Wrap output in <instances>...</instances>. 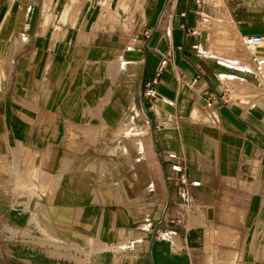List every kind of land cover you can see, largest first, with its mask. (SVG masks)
I'll return each mask as SVG.
<instances>
[{"label": "crops", "instance_id": "0c3cea01", "mask_svg": "<svg viewBox=\"0 0 264 264\" xmlns=\"http://www.w3.org/2000/svg\"><path fill=\"white\" fill-rule=\"evenodd\" d=\"M107 2L0 0V264H264V0Z\"/></svg>", "mask_w": 264, "mask_h": 264}, {"label": "built area", "instance_id": "2783aa9c", "mask_svg": "<svg viewBox=\"0 0 264 264\" xmlns=\"http://www.w3.org/2000/svg\"><path fill=\"white\" fill-rule=\"evenodd\" d=\"M144 32L146 33V31ZM241 42L248 52L249 61L251 63L253 73L260 79L262 89L264 90V35L256 33L244 34L241 36ZM164 69H172V60L169 52L163 54L160 58L156 69V75H159V73ZM205 93L208 97V99L206 100V105L210 106L213 99V94L212 92L208 91H206ZM147 95L149 94L147 93ZM218 99L222 103L225 102L222 95H220ZM167 155L170 157H175L176 153L174 151H168ZM172 168L179 170V166L176 164H173Z\"/></svg>", "mask_w": 264, "mask_h": 264}, {"label": "rangeland", "instance_id": "374dc122", "mask_svg": "<svg viewBox=\"0 0 264 264\" xmlns=\"http://www.w3.org/2000/svg\"><path fill=\"white\" fill-rule=\"evenodd\" d=\"M122 2H123V0H122ZM111 3H112V0H108V2L106 3V7L109 6V5H111ZM117 6L124 8V4L121 5V0H119ZM77 10H78V2L76 3V5L73 8V11H72L73 14L70 15V19H72L74 17V15H75L74 13H77ZM240 98L242 100H245V101L254 100V102H256L257 105L262 106V105H264V90H262V89L259 90L258 87H255V89H252L251 90V93H250V89H248V90H246V93L243 96H240ZM251 258H252L251 255H248V256L246 255L245 256V260H249Z\"/></svg>", "mask_w": 264, "mask_h": 264}, {"label": "bare ground", "instance_id": "6f19581e", "mask_svg": "<svg viewBox=\"0 0 264 264\" xmlns=\"http://www.w3.org/2000/svg\"><path fill=\"white\" fill-rule=\"evenodd\" d=\"M25 26H26V24H25ZM9 67H10V66H9ZM260 83H261V82H260ZM261 87H262V85H261ZM260 97H261V96H260ZM260 97H259V98H260ZM261 101H262V100H261Z\"/></svg>", "mask_w": 264, "mask_h": 264}]
</instances>
